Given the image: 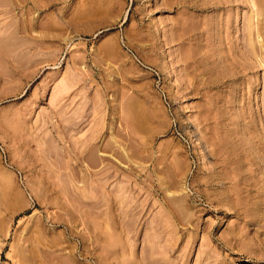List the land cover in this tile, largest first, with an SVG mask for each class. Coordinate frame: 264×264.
<instances>
[{"label":"rangeland","instance_id":"rangeland-1","mask_svg":"<svg viewBox=\"0 0 264 264\" xmlns=\"http://www.w3.org/2000/svg\"><path fill=\"white\" fill-rule=\"evenodd\" d=\"M250 9L0 0V264H264Z\"/></svg>","mask_w":264,"mask_h":264},{"label":"bare ground","instance_id":"bare-ground-1","mask_svg":"<svg viewBox=\"0 0 264 264\" xmlns=\"http://www.w3.org/2000/svg\"><path fill=\"white\" fill-rule=\"evenodd\" d=\"M245 1L250 4L251 9L243 34V40L247 42V49L244 53L248 57L257 58L260 65L264 67V0ZM189 58L191 57L184 56L187 63H189L187 60Z\"/></svg>","mask_w":264,"mask_h":264}]
</instances>
